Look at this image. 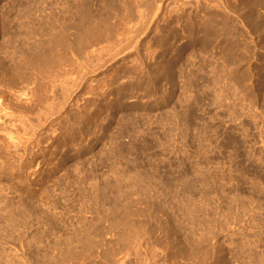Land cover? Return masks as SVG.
<instances>
[{"label": "rangeland", "instance_id": "obj_1", "mask_svg": "<svg viewBox=\"0 0 264 264\" xmlns=\"http://www.w3.org/2000/svg\"><path fill=\"white\" fill-rule=\"evenodd\" d=\"M0 264H264V0H0Z\"/></svg>", "mask_w": 264, "mask_h": 264}]
</instances>
